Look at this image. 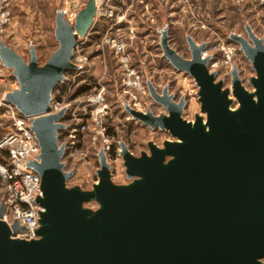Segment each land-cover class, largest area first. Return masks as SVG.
I'll return each instance as SVG.
<instances>
[{"label":"water","instance_id":"water-1","mask_svg":"<svg viewBox=\"0 0 264 264\" xmlns=\"http://www.w3.org/2000/svg\"><path fill=\"white\" fill-rule=\"evenodd\" d=\"M264 1V0H263ZM97 15L88 0L74 23L62 9L55 17L53 54L43 64L31 43L29 58L18 54L0 34V64L19 85L5 101L31 119L40 154L28 166L41 177L37 237L23 239L16 220L4 219L0 202V264H264V41L249 26L248 38L231 33L252 64L247 89L236 64L231 85L210 70V42L187 35L191 58L170 45L169 24L159 31L162 56L176 71L195 80L200 110L184 117L164 87L147 80L150 97L164 111H139L123 103L133 119L173 139L132 153L119 142L126 182H115L104 149L99 151L98 180L91 189L68 185L74 170L62 161L67 145L60 129L67 108L52 112L54 90L66 74L81 70L75 49ZM235 105V106H232ZM94 205L90 206L89 203Z\"/></svg>","mask_w":264,"mask_h":264},{"label":"rangeland","instance_id":"rangeland-1","mask_svg":"<svg viewBox=\"0 0 264 264\" xmlns=\"http://www.w3.org/2000/svg\"><path fill=\"white\" fill-rule=\"evenodd\" d=\"M87 1L10 0L13 15L11 25L6 32L0 34L26 60L29 58L30 44L33 43L37 48L39 61L43 64L58 46L54 38L57 11H64L67 7L71 10L76 7L80 11ZM102 1L104 0H99V3ZM101 5L108 11L113 10V17L107 13H97L94 19L95 29L90 32V38L82 45L80 42L74 52L73 62L83 69L69 71L67 79L53 93V103L57 102L62 108H67L62 120L66 127L60 129L59 141L67 145L62 159L67 163L66 169L74 170L68 185L78 184L86 190L91 189L98 180V153L102 148L110 163L113 180L119 183L126 182L123 159L119 155V142L123 141L131 151L139 154L148 150V141L162 146L165 139H173L166 130L146 127L126 112L122 102L131 106L133 101L127 102L129 97L124 95V74L119 56L112 45L114 40H122L127 44L126 51L131 54V64L136 67L146 86L147 80H150L159 93H162L164 87H168L176 101L185 97L184 117L190 121L194 120L197 113L204 115L200 110L198 87L193 78L176 71L165 62L159 45L162 26L166 23L171 26V32L168 33L171 35L170 45L186 58H191L187 35H192L198 44L210 42L211 46L226 42L232 45L236 49L232 63L239 68L240 77L249 90L253 89L249 84V77L254 76L255 71L239 44L233 42L229 35L235 33L248 38L246 27L249 26L264 41L263 0H113ZM121 15L124 19L118 23ZM108 38H111L110 42L107 41ZM210 53L213 54L212 60L219 64L218 67H213L212 61L209 62L210 70L217 71L216 79H224L225 86H230L231 73L227 78L223 76L225 66L220 64L222 55L219 52L214 54L211 50ZM79 59L83 61L80 62ZM6 82L7 89L17 86L14 80ZM85 84L89 86L85 93L73 95ZM102 87L105 88L104 94L111 103L112 112L111 117L107 118L106 115L102 118L103 125L100 126L93 122L91 116L84 119L83 115L86 111L89 115L91 112L87 97L99 92ZM140 100L141 106L139 109L132 106L134 109L145 111L149 106L155 114L163 113L164 109L155 103L149 91L145 97L140 96ZM81 123H87L85 132L77 128ZM9 126L10 123L4 126L1 137L7 133ZM103 126L105 131L100 133ZM71 133H75L73 138L69 137ZM108 138L110 151L107 149ZM72 139L74 143H71ZM89 205L94 204L91 202Z\"/></svg>","mask_w":264,"mask_h":264},{"label":"built area","instance_id":"built-area-1","mask_svg":"<svg viewBox=\"0 0 264 264\" xmlns=\"http://www.w3.org/2000/svg\"><path fill=\"white\" fill-rule=\"evenodd\" d=\"M113 0H105L99 3V0H95L97 6V13L108 14L113 17V10L104 9L103 5ZM105 2V3H104ZM64 13L69 22L74 23L79 10L76 7L71 10L67 7L64 9ZM12 9H10V0H0V32H6V29L11 25L12 21ZM124 19L121 15L118 17V23ZM111 38H108L110 42ZM112 45L115 47L116 54L119 56L120 65L123 69V82L124 84V95L129 97L127 102H132L131 107L138 108L141 106L140 96L145 97L148 93V87L142 79V76L138 72L135 66L131 64V54L126 51L127 44L125 42L114 40ZM80 44L76 47H78ZM210 46V45H209ZM204 52V55L210 53V50L216 54L219 52L222 55L220 64L225 66L223 76L225 78L230 76L233 69L232 60L235 56L236 49L226 43L213 44ZM217 51V52H216ZM214 59V58H213ZM82 62V59H79ZM211 64L213 67H218V63L212 60ZM8 80H14L15 85L8 89L6 84ZM17 81L12 76L10 70L6 69L0 64V115L2 117L10 118V126L8 127L7 133L0 138V202L4 200V219L8 223L16 220L20 225L23 226V230L16 232L14 235L23 239L36 238V231L39 227V206L35 203V200L42 196L41 192V177L28 166V160L35 159L40 154V146L36 141L33 131L30 129L31 119L22 116L16 108L5 101V95L8 91H12L18 88ZM104 87L99 92L89 95L88 106L89 113L86 111L83 115L84 119L91 116L93 122L97 125L102 123V118L107 115L111 117L112 107L109 99L104 94ZM96 107V108H95ZM62 108L59 103H52V112H55ZM94 108V109H92ZM129 119V118H128ZM87 124V123H86ZM81 123L78 125V130L85 132L87 125ZM102 131H105L104 126L101 127ZM77 130V131H78ZM74 131V132H77ZM75 133H71L70 138L74 137ZM71 143H74L73 139ZM109 144V138H108ZM109 151L111 145L109 144ZM131 151V150H130ZM134 153L133 151H131Z\"/></svg>","mask_w":264,"mask_h":264},{"label":"trees","instance_id":"trees-1","mask_svg":"<svg viewBox=\"0 0 264 264\" xmlns=\"http://www.w3.org/2000/svg\"><path fill=\"white\" fill-rule=\"evenodd\" d=\"M171 32V26L169 25V33ZM95 37H99V36H95ZM170 38H171V35H170ZM165 59V58H164ZM163 59V60H164ZM165 62L167 63V64H169L168 63V61L165 59ZM170 66V65H169ZM58 87H60V85L58 86ZM62 87V86H61ZM88 88H89V86L87 85V84H85V85H82V87H80L79 89H77L76 91H75V93L73 94V95H77V94H80V93H85L87 90H88ZM65 90H64V88L62 89V92H64ZM72 95V96H73ZM0 118H3V120L2 119H0V137H1V135L3 134V128H4V126H6L7 124H9L10 122H11V120H10V118L8 119V118H6V117H2L1 115H0ZM5 122V123H4ZM61 137V136H60Z\"/></svg>","mask_w":264,"mask_h":264},{"label":"crops","instance_id":"crops-1","mask_svg":"<svg viewBox=\"0 0 264 264\" xmlns=\"http://www.w3.org/2000/svg\"><path fill=\"white\" fill-rule=\"evenodd\" d=\"M94 27V28H93ZM94 29H95V24H93V26H92V28L90 29V31L88 32V34L82 39V41H81V45L86 41V39H88V38H90V36H91V34H90V32L92 31H94ZM93 37V36H92ZM139 42V41H138ZM140 43V42H139ZM171 66V65H170Z\"/></svg>","mask_w":264,"mask_h":264}]
</instances>
